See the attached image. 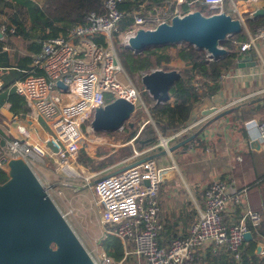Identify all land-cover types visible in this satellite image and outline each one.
I'll return each instance as SVG.
<instances>
[{
    "label": "built area",
    "instance_id": "obj_1",
    "mask_svg": "<svg viewBox=\"0 0 264 264\" xmlns=\"http://www.w3.org/2000/svg\"><path fill=\"white\" fill-rule=\"evenodd\" d=\"M173 1L175 5L171 13L165 12L162 17L149 19L148 22L135 12L125 32L126 45L137 29H153L149 25H158L168 22L174 15H183L180 11L183 4L187 7L186 13L193 12L195 4H201L214 13L224 12L232 18L238 16L242 21L232 0L230 13L223 8L224 0ZM123 2L103 0L102 14L90 12L83 23L68 29L65 34L42 41L40 51L32 57L33 68L14 83V91L24 99L31 118L44 120L48 134L39 144L29 143L21 137L6 141L0 146V170L5 172L8 161L17 158L23 159L35 174L36 163L52 158L65 170H73L69 163L80 160L79 148L85 134L95 133L90 126L86 131L80 128L92 120L96 110L104 107L106 94L113 95L114 99L123 98L135 108L143 105L139 90L127 81L128 75L114 47L113 33L118 31L123 20L120 10ZM257 40H264V24L255 29L248 41L237 43L238 50H249ZM206 58L213 59L208 54ZM201 82L199 78L194 87L198 89ZM2 85L0 78V90ZM206 121V118L195 119L168 136L158 133L159 140L153 148L168 151L169 143L187 133L196 132ZM247 126L254 130V139L264 140V118L250 120ZM16 130L22 136L26 134L22 126H17ZM47 141L57 147L56 153L46 146ZM147 149L133 150L129 166L103 174L93 184L100 223L107 227V233L117 237L124 246L132 242L133 249L126 254L142 257L146 264H194V251L205 245L213 252L223 251L239 261L244 250V235L256 233L262 217L258 212L247 210L236 223H224L223 213L229 200L239 203L241 193L229 191L228 185L219 179L211 181L205 188L204 210L191 224L188 234L173 238L168 246L160 244L158 239L162 225L158 219V195L161 169L156 158L147 155ZM93 176L87 177L86 184ZM88 253L94 264L120 262L101 248ZM258 255L264 264V244L259 245Z\"/></svg>",
    "mask_w": 264,
    "mask_h": 264
},
{
    "label": "crops",
    "instance_id": "obj_2",
    "mask_svg": "<svg viewBox=\"0 0 264 264\" xmlns=\"http://www.w3.org/2000/svg\"><path fill=\"white\" fill-rule=\"evenodd\" d=\"M30 1L37 6H41L44 2V0ZM233 1L238 4L242 19L241 32L244 36L238 39L234 35L227 40L231 43L232 49L241 53V56L235 60L234 66L221 76L217 92L205 98L203 103L193 110L195 119L206 118V123L212 119L211 122L199 135L173 151L170 152L168 149L163 153L162 148H153V145L147 149V155L154 156L161 169L158 219L162 225L160 241L164 246H168L173 238L188 234L191 224L204 210L205 188L211 181L219 179L228 185L229 191L241 193L239 203L229 200L223 213L224 223H236L247 210L260 213L262 220L259 229L256 233H250L251 239L246 241L250 244L244 245V251L246 248L250 250L251 264H263L257 248L260 244H264V140L254 139L256 136L254 130L250 129L247 123L250 120L264 118V40H257L249 50L244 52L238 51L237 43L248 41L255 29L264 24V19L256 26L253 24L258 18H264V14L254 16L259 0ZM229 3L231 4V0ZM225 6L229 10L226 4ZM233 18L238 19V16ZM25 20L27 19L21 20L20 24L24 32L31 26L30 21ZM0 22L10 25L11 20L7 14L3 13L0 14ZM3 25L0 26V53L4 54V58L0 59V78L3 81L4 78L7 79V82L13 80L15 83L24 78L33 68L32 57L40 51L42 41L36 37L24 40L20 36L7 40L6 30H3V27L5 29L7 26ZM13 29L14 26H11L9 32L11 33ZM46 32L48 33V30ZM34 33L37 35L38 30ZM249 57L251 60H245L247 62L243 63V60ZM251 62L255 63L254 66H249ZM179 64L182 62L178 59L170 63L176 69L182 67ZM14 83L0 91V146L16 137H21L29 143L39 144L48 134L46 123L40 118H31L29 113L21 114L19 108L15 107L16 98L12 97L13 101H11L10 95L15 94V97L21 99L22 97L15 93ZM139 93L140 96L144 93L151 98L142 86ZM211 108H215L216 112L207 116L202 115V110ZM221 112L225 114L214 119L216 114ZM148 120L151 122L149 116ZM17 126L24 127L26 131L24 136L17 132ZM196 132L187 133L172 141L169 147ZM108 135L110 134L102 133L94 139L109 143L111 138ZM128 144H132V141ZM104 146L106 145L92 146L88 149L81 147L80 150L86 155L88 167L93 165L91 168L97 170L96 174L115 172L131 164V156L111 162L109 156L119 145L109 143L107 145L111 147L109 151L101 152ZM92 183L93 181L90 185ZM102 227L104 238L111 235L107 233V227ZM132 249V242L124 246V257L119 264H146L142 257L133 256L131 253L126 254ZM219 253L224 252H213L208 245L198 248L194 251V264H203L208 255H212L208 258L213 259L212 264H217V261L222 260L223 257ZM208 259L207 262L210 261Z\"/></svg>",
    "mask_w": 264,
    "mask_h": 264
},
{
    "label": "water",
    "instance_id": "obj_3",
    "mask_svg": "<svg viewBox=\"0 0 264 264\" xmlns=\"http://www.w3.org/2000/svg\"><path fill=\"white\" fill-rule=\"evenodd\" d=\"M263 14L264 0H259L254 16ZM241 30L240 20L224 12L205 16L193 11L174 15L169 22H161L154 29H137L128 39L126 48L139 53L152 47L185 42L217 59L227 54L220 43ZM245 60L250 61L251 58L244 59L243 63L247 62ZM250 64L254 66L255 63ZM179 78L176 70L156 69L142 75L140 82L155 104H160L170 99L169 87ZM58 85L61 86L60 83ZM134 111L132 103L115 98L94 112L90 127L93 132L119 130ZM215 112V108L201 111L205 116ZM224 114L218 113L214 119ZM194 119L193 112L189 123ZM211 120L190 137L169 147V151L195 138ZM46 146L57 152L51 141H47ZM5 174L6 180L0 183V264H94L30 166L21 158L10 159ZM244 239L250 240L251 234L246 233Z\"/></svg>",
    "mask_w": 264,
    "mask_h": 264
},
{
    "label": "trees",
    "instance_id": "obj_4",
    "mask_svg": "<svg viewBox=\"0 0 264 264\" xmlns=\"http://www.w3.org/2000/svg\"><path fill=\"white\" fill-rule=\"evenodd\" d=\"M102 1L103 0H44L41 6H37L30 0H0V14H7L11 20L10 25H5V22H0V26L2 24L7 26L4 29L6 30V36H8L7 40L20 36L24 40L36 37L43 41L48 37L65 34L68 29L73 28L79 23H83L84 17L90 12L102 14ZM141 5H144L145 11L153 12L156 8L161 9L166 6L169 8V11L172 12L175 2L173 0H124L120 6V10L123 13L121 28H125V26L128 27L132 23L133 14L141 10ZM194 10L200 13L202 10H205L207 13L205 16L213 13L201 4H195ZM180 11L182 14H185L187 12V7L183 4ZM25 18L27 19L25 21L29 20L31 23L29 30L26 32L23 31V26L20 25L21 20ZM263 19L264 18H258L257 21L253 23L254 26L261 23ZM11 26H14V31L10 33L9 28ZM37 30L38 33L35 35L34 32ZM46 30H48V33ZM235 35L238 39H242L244 36L242 32ZM175 45L176 44L152 47L139 53L124 49L125 55L121 58V62L128 72L134 75L137 73L144 75L156 69H161L163 71L176 70L180 74V78L169 87L171 101L168 100L165 103L155 104L150 97H141L143 105L146 103L149 105L148 116L152 123L149 120L147 121V118L138 127L135 126L134 123L133 125L127 122L124 123L122 128L127 132L125 142L132 141L133 148L128 144L124 149H120V152H126L120 155L118 160L130 157L133 153V149L141 151L156 144L159 140L158 133L163 136H168L187 125L193 110L198 108L205 98L211 97L217 92L219 88L218 82L221 76L229 71L234 66L235 60L241 56V53L232 49V45L228 40L220 43L221 46H225L223 48H225L228 53L222 58L212 60L206 58V53L204 51L197 50L185 42L181 43L179 47H176L173 53L166 51L170 47H175ZM2 58H4V54L0 53V59ZM177 59L182 62V67L178 69L170 65V63ZM199 78L202 79V82L200 87L196 89L194 83L198 81ZM6 80L5 78L4 81L2 80V89L9 88L14 83L13 80L8 82ZM12 97L16 98L17 104L15 107L19 108V111L22 112L21 114L29 113V109L23 98H17L15 94H11V101H13ZM12 111L15 112L14 109H12ZM132 114H134V112ZM114 132L116 131H98L95 133L113 134ZM80 154L82 158L86 159L84 152L81 151ZM6 178L5 172L0 170V183L4 182ZM158 240L160 244L164 246L160 241V233ZM248 244H250V242H244L245 246ZM100 245V248H103V250L115 261L119 262L123 259L125 252L124 246L117 237L107 235V237L101 241ZM249 252L250 250L247 248L245 251L243 250L239 261H235L225 252L219 253L223 257L222 260L219 259V261H217V264H251ZM209 257L211 258L212 255H208L203 264H212L214 262L213 259H208ZM207 259L210 261L207 262Z\"/></svg>",
    "mask_w": 264,
    "mask_h": 264
},
{
    "label": "rangeland",
    "instance_id": "obj_5",
    "mask_svg": "<svg viewBox=\"0 0 264 264\" xmlns=\"http://www.w3.org/2000/svg\"><path fill=\"white\" fill-rule=\"evenodd\" d=\"M224 1L225 2L223 8L227 12L232 9L231 4L229 3L230 0H224ZM225 4L227 5V7H229V10L226 8ZM235 4L238 5L237 3ZM140 9L141 10L137 11L136 14L142 15L144 18H146L147 22L149 21V19L153 20L156 17H162L165 14V12L167 13L170 12L169 8L166 6H164L161 9L156 8L154 12L145 11L144 7ZM201 13L203 15L207 14L205 10H202ZM228 13H230V11ZM232 15L234 16V14ZM149 27L154 29L156 25L153 23L152 25H149ZM127 29L128 27L126 26L125 28L123 27L121 28V23H120L118 31L113 33L114 47L117 50L120 60L125 55L124 49H127L125 46L126 45L125 32ZM179 45L180 44H176L175 47H170L166 51L169 53H173L175 48L179 47ZM181 65L182 64H179V66ZM124 69L128 75L127 81L130 82L133 86H135L138 90H140L141 89L140 78L142 76L141 73H137L134 75L128 72L125 67ZM141 96H143L144 98L146 97L144 93H141ZM113 100H114L113 95L111 94L105 95L106 103L111 102ZM148 109H149V105H147V103L143 106L142 105L138 106L137 108H135L134 114H132L131 117L127 120V123H129L130 125H133L134 123L135 126L137 127L140 126V124L144 122L146 118H148ZM90 124L91 121L85 122V124L81 126L80 130L86 131L87 126H90ZM94 134L96 133L85 134L84 136L85 140H82L80 143V148H79L80 150L83 147L88 149L89 147L99 145V140H96L94 138H97L96 136L101 134H97V135ZM108 137L111 138V141L109 142L110 144L115 146L119 145V147H117V149L109 156L110 161L114 162L118 160L120 155H123L126 152V151L120 152L121 151L120 149H124L125 147H127L126 144H128V142H125V139L127 137V132L125 129L121 128L118 131L114 132L113 134L108 135ZM101 142H102L101 145H106L102 148L103 151L101 152L109 151V148L111 147L107 146L109 144L108 141L107 142L101 141ZM129 145H131L132 147V144ZM80 150H79V155H81ZM86 161L87 160L83 159L80 156L79 161L69 163L70 166L73 168L75 175H73L72 172L69 170L66 171L62 167V165L58 162H55L53 158L45 159L43 160V163H36L34 169L40 181L43 183V185L47 187V191L50 198L57 206V208L60 210V212L65 215L68 224L70 225L74 233L77 235L79 240L82 242L84 247L88 251H94V249L101 247L100 245L101 241L104 240L105 238L102 227L103 225L100 223V218H99L100 210L98 209V206L96 205V202L94 200V187L93 185H90V183L92 181L94 183L95 180L102 177L103 174L102 175L96 174L97 170L91 168V166L93 165H89L88 167V163H87L88 161L87 162ZM86 163L87 165H85ZM90 175H94V176L91 179L89 178L88 184H86L88 180L87 177H90Z\"/></svg>",
    "mask_w": 264,
    "mask_h": 264
},
{
    "label": "bare ground",
    "instance_id": "obj_6",
    "mask_svg": "<svg viewBox=\"0 0 264 264\" xmlns=\"http://www.w3.org/2000/svg\"><path fill=\"white\" fill-rule=\"evenodd\" d=\"M66 170H69V171H71V172H72V174H73V175H75V173H74V171H73V170H71V169H68V168H66Z\"/></svg>",
    "mask_w": 264,
    "mask_h": 264
}]
</instances>
